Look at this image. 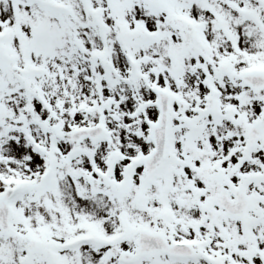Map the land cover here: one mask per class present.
I'll return each instance as SVG.
<instances>
[{"label":"snow or ice","instance_id":"snow-or-ice-1","mask_svg":"<svg viewBox=\"0 0 264 264\" xmlns=\"http://www.w3.org/2000/svg\"><path fill=\"white\" fill-rule=\"evenodd\" d=\"M0 264H264V0H0Z\"/></svg>","mask_w":264,"mask_h":264}]
</instances>
